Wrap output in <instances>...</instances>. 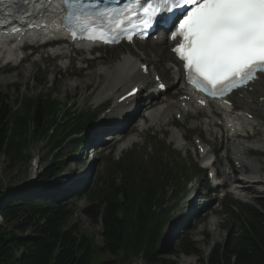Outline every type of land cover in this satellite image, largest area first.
<instances>
[{
	"label": "trees",
	"instance_id": "obj_1",
	"mask_svg": "<svg viewBox=\"0 0 264 264\" xmlns=\"http://www.w3.org/2000/svg\"><path fill=\"white\" fill-rule=\"evenodd\" d=\"M51 94L42 90L35 97H21L19 102L16 98V109L7 96L0 102V155L8 166L24 162L27 131L31 139L48 136L56 150L63 140L85 126L82 117L68 110L64 114L66 124L60 126L54 117L58 101ZM54 156L59 157L55 153ZM58 163L42 168L41 184L57 181ZM164 171L155 168L151 172L125 160L106 169L88 191L89 204L83 209L92 222L100 223L101 245H94L76 224L68 225L73 209L51 196L1 201L0 264H92L96 254L108 257L95 264H117L122 259L138 257L143 264H172L155 256L152 250V243L161 236L171 213L170 208H162ZM4 189L0 181V195ZM242 210L231 213L233 226L227 230V238L211 248L202 264H264V200L258 207L245 205ZM171 248L165 255L174 256L178 250L184 255L196 253L195 244L187 235Z\"/></svg>",
	"mask_w": 264,
	"mask_h": 264
},
{
	"label": "rangeland",
	"instance_id": "obj_2",
	"mask_svg": "<svg viewBox=\"0 0 264 264\" xmlns=\"http://www.w3.org/2000/svg\"><path fill=\"white\" fill-rule=\"evenodd\" d=\"M151 44L155 45V43ZM151 44L148 45L149 50H152ZM124 49L126 48H119L115 52L114 50L101 52V57L96 58L95 56L93 59H90L91 61L87 60V62V55H85L86 58H79L78 56L73 58L72 53H70L71 55H69V57L66 56L60 59H53L47 56L44 52L42 54L36 52L35 56L31 55L27 57L24 62L17 63L15 67H11L14 66L13 64L2 65V61L0 60V102L4 100V96H7L11 107L16 109L19 107L18 103L16 104L13 102L16 101V98H18L17 100L19 102L23 96L35 97L38 94H41L42 90H47L52 93L51 97L58 101V111L54 113L56 121L59 122L60 126L65 125V111L68 110L74 112L71 108L85 109L88 105H91L94 100L92 90L89 89L93 85L88 87L89 90L84 89L83 83L80 79L87 72L95 71L99 67L105 66L102 64L107 65L110 64L111 61L117 60L121 54L128 52L127 49V52ZM154 49L159 50V47L153 46V50ZM161 51L162 50H159V52L157 51V54H160ZM135 52V54H137V51ZM144 52L147 53L148 56L152 55L146 51ZM76 55H78V53H76ZM63 62H65L66 65H61ZM26 66H28L27 68L29 70L25 73L26 70L24 67ZM46 74H48L47 84L46 87H42L38 84V80H42L43 75ZM75 83H78V85L72 88L71 85ZM16 85L18 86L17 89L14 88ZM67 103L71 105L68 106ZM187 125L188 123H186V126ZM51 129L49 130V133L51 132ZM26 135L28 140L26 144L23 143L22 151L23 157H25L24 162L20 163L17 161L13 166H8L5 157L0 155V181L5 187L0 195V199L8 200L9 198H23L26 195L33 197H43L49 194L62 195L68 191H72L75 188H70V183L68 182H71L77 176L78 173H76V170L81 169L80 167L82 166V162L86 164L89 160L93 165L90 171H93L91 176L92 182L88 184V188L86 187L87 189L85 188V191L83 190L77 195L63 197L59 202L67 204V206H70L73 209L71 217L67 220L68 225L76 224L79 228L78 230L85 234L94 245H101V225L100 223L92 222L83 214V209L89 204L86 193L92 187L94 177L95 179H101L104 176L106 166L110 165L118 157L125 155L124 153L126 152L131 153L132 155L133 160H129V162H134L135 160L140 161L142 159V164L148 165L146 157L149 154L152 155V147L156 149L155 146H158V144H160L159 150L161 151L158 158L163 164L171 169L172 174L177 172L176 170L178 168L176 164H181V160L175 157L176 152L174 151V153H172V148L168 145V142H150L147 140L148 138L146 139L144 136H139L137 141L138 143L133 145V147L128 151L118 150V148H120L118 143H114L113 146H109L110 141H108L104 142L100 146L102 150H95V153H90L89 157L86 153L82 155V159L81 157H78L77 161H72L73 157L70 154L74 151V148L77 147V145H75L70 138L69 140H63L61 145L54 150L52 148V142L48 141V136L44 135V137L46 136L44 139H31V133L28 131ZM143 140L144 143L142 144ZM54 153L59 155L58 159H55ZM80 153L81 152L78 151V155ZM55 161L60 162V164L58 163L59 165H57L60 168L57 181L51 185H49V183L41 184L42 179L39 178V174L42 171V168L45 165L53 164ZM186 162L190 161L187 160ZM191 178L192 180L187 184L186 188L190 187L192 184L191 182L193 181L194 175ZM256 185L259 184H255L253 187ZM258 191L260 193H256L257 196L251 198L245 196L244 193L242 194L236 192H227V196L237 205L249 203L257 206V202L264 199V186L259 187ZM177 206L181 208L182 203L177 204ZM214 208L216 210H220L221 208L224 209L220 199L216 201ZM213 213L214 211H208L206 213L208 219H215L219 223V226L216 225V227H213L212 231L208 226L204 229H201L200 227L205 220V216L204 219L198 222L193 229L187 231V233L191 236V239L196 244L195 254L184 255L177 253L174 256L165 255L166 251L170 249L172 245L176 244V241L175 239H169L171 234H168V229L166 231V228H164L162 230V236H159L152 243V250L154 251L155 256L162 259H168L172 262V264H202V262H205L211 248L216 244L225 241L227 236L226 229L230 227L229 219L227 216L222 214L223 212H219L218 215H212ZM220 222H222L223 225ZM106 257L108 256L96 254L92 264L103 261ZM139 263L143 264V260L138 257L129 258L127 260L122 259L117 264Z\"/></svg>",
	"mask_w": 264,
	"mask_h": 264
},
{
	"label": "snow or ice",
	"instance_id": "obj_3",
	"mask_svg": "<svg viewBox=\"0 0 264 264\" xmlns=\"http://www.w3.org/2000/svg\"><path fill=\"white\" fill-rule=\"evenodd\" d=\"M65 3L67 18L87 11L73 0ZM184 5H191V10L172 32L173 40L182 38L172 50L184 61L190 83L215 96L246 86L257 73H264V0H149L143 9L144 27L158 17L162 26L172 24L174 16L161 14ZM81 30L89 39L102 38V33L97 36L83 25Z\"/></svg>",
	"mask_w": 264,
	"mask_h": 264
},
{
	"label": "bare ground",
	"instance_id": "obj_4",
	"mask_svg": "<svg viewBox=\"0 0 264 264\" xmlns=\"http://www.w3.org/2000/svg\"><path fill=\"white\" fill-rule=\"evenodd\" d=\"M45 30L41 31V34H44ZM40 37V36H39ZM34 38V37H31ZM151 43H155L154 41H151ZM166 44V43H165ZM169 45V44H167ZM1 49V47H0ZM66 54L67 52L64 50V47L57 48L52 52V55L56 54ZM20 54L17 51L10 50L7 54H5L4 59L8 61H17L20 58ZM142 63L140 62V65ZM64 65V64H62ZM139 63L137 60H135L133 57L123 54L122 57H119L118 60H115L114 62H111L110 64H107L105 66H101L95 71L87 72L80 80L83 83L84 89H88L91 85L97 84V97L103 98L104 96L111 97V96H117L119 92V89L125 93V91L131 87V85L135 82H143L146 81V78L140 77V72L138 70ZM28 66L24 67L26 72H28ZM175 74V72H174ZM3 82V79H2ZM180 86H182L181 82ZM78 83H75L72 86L76 87ZM178 85L177 88H180ZM125 89V90H124ZM234 104L237 106L241 111L237 114L227 113V111L223 110L222 115L217 117L216 120H223L224 127L222 128L223 133L228 137H235L238 138L237 141L235 140H226L225 145L230 150V155L233 157L231 159L233 162L235 160H238L242 164V170L245 172L244 177H240L238 168L231 166V171L224 175V186L228 187L232 191H235L236 193H244L247 197H255L257 196L253 185L255 184H262L263 179L261 177V169H264V159L260 160L256 156H252L249 161H246L245 157L249 155V150H255L256 152H264V123L262 127L259 126L260 118H264V82L262 80L256 82L252 90H248L245 93L241 92L237 96H233ZM167 100L165 103L170 105L171 102H168ZM179 104L181 101H177ZM171 106V105H170ZM243 111H246L247 113L254 115V120H248L245 118ZM197 111H194L193 113H196ZM139 114V117L143 119L144 122L149 123V125H157L162 126L165 121H167V118L169 116V111L167 108L163 107L162 109L158 107L157 105L151 104L148 108H146L143 112L137 113ZM134 118L131 117V119L128 121H132ZM184 118V116H183ZM256 118H259L256 120ZM256 120V121H255ZM116 121V120H114ZM100 126L105 127L109 126L108 123H99ZM193 125V124H192ZM205 126V129L207 133H211L210 129L207 128V125L203 124ZM137 124L133 123L128 128L126 134L134 132L133 134H130L128 137L124 138V140L121 143V146L119 150L127 147L128 145L134 143L137 141V137L135 136L138 131L136 130ZM227 126V127H226ZM110 128L112 126L110 125ZM212 128V127H211ZM116 128L115 131H118ZM234 129L235 132H231V130ZM246 130H252L255 131L254 133H248ZM120 133V132H119ZM237 133H241V135H238ZM243 135V136H242ZM121 136H113L112 137V143L116 141ZM244 138H247V141L244 140ZM180 146L179 144H177ZM239 153L238 156H236V153ZM249 163H252L253 166H249ZM79 177L78 180L74 179L70 182V188H76L79 185ZM57 196L56 194H54ZM59 196V195H58ZM57 196V197H58ZM213 212V210H211ZM204 219L202 216L199 220ZM1 222V218H0ZM219 226V223L215 220L210 218L208 219L205 215V220L203 224L200 226L201 229H204L206 226L209 227V229L212 231L213 227ZM172 225L168 227V234H171V228ZM215 234V233H214ZM217 235V234H216ZM215 236V235H214ZM218 237V236H217ZM140 264V263H139Z\"/></svg>",
	"mask_w": 264,
	"mask_h": 264
},
{
	"label": "water",
	"instance_id": "obj_5",
	"mask_svg": "<svg viewBox=\"0 0 264 264\" xmlns=\"http://www.w3.org/2000/svg\"><path fill=\"white\" fill-rule=\"evenodd\" d=\"M1 200V199H0ZM24 239H28V237H23Z\"/></svg>",
	"mask_w": 264,
	"mask_h": 264
}]
</instances>
